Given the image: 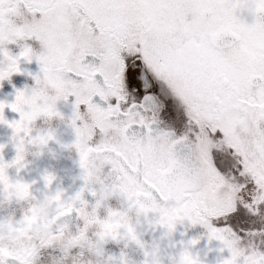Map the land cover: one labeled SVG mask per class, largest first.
<instances>
[{"label":"snow or ice","instance_id":"1","mask_svg":"<svg viewBox=\"0 0 264 264\" xmlns=\"http://www.w3.org/2000/svg\"><path fill=\"white\" fill-rule=\"evenodd\" d=\"M22 58L73 98L77 135L169 264H202L197 239H173L185 221L220 264H264V0H0V80Z\"/></svg>","mask_w":264,"mask_h":264},{"label":"flooded vegetation","instance_id":"2","mask_svg":"<svg viewBox=\"0 0 264 264\" xmlns=\"http://www.w3.org/2000/svg\"><path fill=\"white\" fill-rule=\"evenodd\" d=\"M19 67L0 80V264H169L173 249L158 243L163 230L130 209L119 173L89 152L94 140L77 135L73 98L37 84L35 58ZM205 231L185 221L173 239H197L190 251L202 264H220L228 252Z\"/></svg>","mask_w":264,"mask_h":264}]
</instances>
